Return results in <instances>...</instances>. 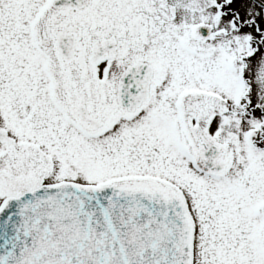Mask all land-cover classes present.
I'll use <instances>...</instances> for the list:
<instances>
[{
	"label": "snow or ice",
	"instance_id": "6c2138e0",
	"mask_svg": "<svg viewBox=\"0 0 264 264\" xmlns=\"http://www.w3.org/2000/svg\"><path fill=\"white\" fill-rule=\"evenodd\" d=\"M0 264H264V0H0Z\"/></svg>",
	"mask_w": 264,
	"mask_h": 264
}]
</instances>
